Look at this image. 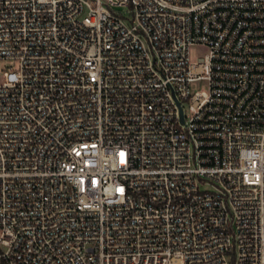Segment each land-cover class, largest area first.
<instances>
[{
	"label": "built area",
	"instance_id": "built-area-1",
	"mask_svg": "<svg viewBox=\"0 0 264 264\" xmlns=\"http://www.w3.org/2000/svg\"><path fill=\"white\" fill-rule=\"evenodd\" d=\"M2 59L0 264H264V0H0Z\"/></svg>",
	"mask_w": 264,
	"mask_h": 264
},
{
	"label": "rangeland",
	"instance_id": "rangeland-1",
	"mask_svg": "<svg viewBox=\"0 0 264 264\" xmlns=\"http://www.w3.org/2000/svg\"><path fill=\"white\" fill-rule=\"evenodd\" d=\"M208 52V49L205 46L197 45L189 49V62L195 63L198 60L202 59ZM12 67L14 70H17L18 63L9 59L0 60V83L3 81V72L7 71L8 68ZM191 91H202L206 89L205 82L194 83L190 86Z\"/></svg>",
	"mask_w": 264,
	"mask_h": 264
}]
</instances>
